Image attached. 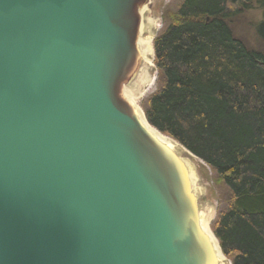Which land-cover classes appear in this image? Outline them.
Here are the masks:
<instances>
[{
	"label": "water",
	"instance_id": "1",
	"mask_svg": "<svg viewBox=\"0 0 264 264\" xmlns=\"http://www.w3.org/2000/svg\"><path fill=\"white\" fill-rule=\"evenodd\" d=\"M124 1L0 0V264H187L110 102Z\"/></svg>",
	"mask_w": 264,
	"mask_h": 264
},
{
	"label": "trees",
	"instance_id": "2",
	"mask_svg": "<svg viewBox=\"0 0 264 264\" xmlns=\"http://www.w3.org/2000/svg\"><path fill=\"white\" fill-rule=\"evenodd\" d=\"M247 1L182 0L154 40L158 89L142 103L150 124L228 191L212 223L225 256L264 264V52L235 37L229 21Z\"/></svg>",
	"mask_w": 264,
	"mask_h": 264
},
{
	"label": "bare ground",
	"instance_id": "3",
	"mask_svg": "<svg viewBox=\"0 0 264 264\" xmlns=\"http://www.w3.org/2000/svg\"><path fill=\"white\" fill-rule=\"evenodd\" d=\"M126 3L120 6L116 31L115 43L120 46L113 71L116 81L112 75L107 84L110 102L122 111L121 120L131 135L129 144L141 154L139 164L149 173L155 189L153 203L169 218L164 230L179 239L187 264H231L211 228L213 210L202 201L206 189L198 173L199 158L150 124L141 107L139 98L153 83L149 69L156 20L149 16L150 9L143 1Z\"/></svg>",
	"mask_w": 264,
	"mask_h": 264
},
{
	"label": "rangeland",
	"instance_id": "4",
	"mask_svg": "<svg viewBox=\"0 0 264 264\" xmlns=\"http://www.w3.org/2000/svg\"><path fill=\"white\" fill-rule=\"evenodd\" d=\"M143 1L150 9L149 16L156 20L155 38L162 33L166 27V16L174 13L182 0H140ZM259 0H248L246 5L239 9V11L229 20L232 31L235 37L242 40L249 48L264 52V42L257 34V26L263 20V8L258 3ZM153 40V47H154ZM150 76L153 77V83L149 86L148 91H145L140 96L139 101L141 107L144 109L143 100L155 93L158 89V69L155 65V50L153 55V64L149 69ZM114 78V77H113ZM114 82V81H113ZM149 85V83L147 84ZM198 173L201 177V183L206 189L203 202L213 210L212 223L217 216V213L225 202L228 191L214 179V171L204 162L199 159ZM213 230V229H212ZM232 264V261L226 257Z\"/></svg>",
	"mask_w": 264,
	"mask_h": 264
}]
</instances>
